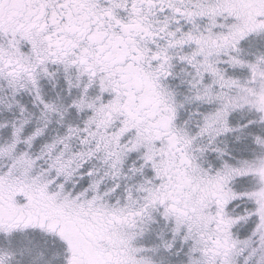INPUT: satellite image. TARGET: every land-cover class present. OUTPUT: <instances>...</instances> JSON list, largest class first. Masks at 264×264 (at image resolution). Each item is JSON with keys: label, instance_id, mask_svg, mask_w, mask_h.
<instances>
[{"label": "snow or ice", "instance_id": "6c2138e0", "mask_svg": "<svg viewBox=\"0 0 264 264\" xmlns=\"http://www.w3.org/2000/svg\"><path fill=\"white\" fill-rule=\"evenodd\" d=\"M0 264H264V0H0Z\"/></svg>", "mask_w": 264, "mask_h": 264}]
</instances>
